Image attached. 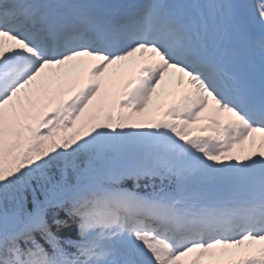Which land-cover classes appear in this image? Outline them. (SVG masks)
Instances as JSON below:
<instances>
[{"label":"snow or ice","instance_id":"6c2138e0","mask_svg":"<svg viewBox=\"0 0 264 264\" xmlns=\"http://www.w3.org/2000/svg\"><path fill=\"white\" fill-rule=\"evenodd\" d=\"M0 264H264V0H0Z\"/></svg>","mask_w":264,"mask_h":264}]
</instances>
